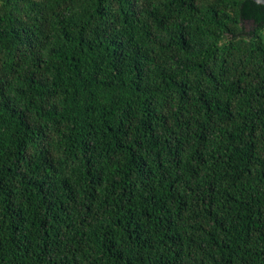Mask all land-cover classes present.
Returning <instances> with one entry per match:
<instances>
[{
    "label": "trees",
    "instance_id": "trees-1",
    "mask_svg": "<svg viewBox=\"0 0 264 264\" xmlns=\"http://www.w3.org/2000/svg\"><path fill=\"white\" fill-rule=\"evenodd\" d=\"M0 264H264V4L0 0Z\"/></svg>",
    "mask_w": 264,
    "mask_h": 264
},
{
    "label": "water",
    "instance_id": "water-1",
    "mask_svg": "<svg viewBox=\"0 0 264 264\" xmlns=\"http://www.w3.org/2000/svg\"><path fill=\"white\" fill-rule=\"evenodd\" d=\"M254 1H256L257 3H260V4H264V0H254ZM250 23H252V21H248L246 23V25H247L248 28L252 26Z\"/></svg>",
    "mask_w": 264,
    "mask_h": 264
},
{
    "label": "flooded vegetation",
    "instance_id": "flooded-vegetation-1",
    "mask_svg": "<svg viewBox=\"0 0 264 264\" xmlns=\"http://www.w3.org/2000/svg\"><path fill=\"white\" fill-rule=\"evenodd\" d=\"M252 26L251 27H246V32H251L253 30V23H250Z\"/></svg>",
    "mask_w": 264,
    "mask_h": 264
}]
</instances>
